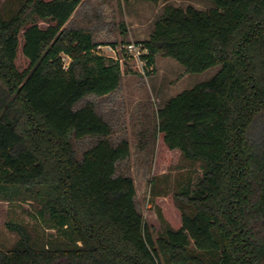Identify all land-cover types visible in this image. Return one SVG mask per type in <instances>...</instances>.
Returning <instances> with one entry per match:
<instances>
[{"label": "trees", "instance_id": "16d2710c", "mask_svg": "<svg viewBox=\"0 0 264 264\" xmlns=\"http://www.w3.org/2000/svg\"><path fill=\"white\" fill-rule=\"evenodd\" d=\"M209 1V11L165 5L143 43L149 66L158 55L192 74L222 66L157 113L166 147L205 167L176 195L195 214L157 239L134 180L116 177L129 143L112 145L94 104L75 109L122 81L90 31L64 28L82 0H24L9 18L0 8V201L29 203L42 228L12 211L5 227L18 240L0 264H212L200 252L264 264V0ZM86 137L103 139L78 160L72 140Z\"/></svg>", "mask_w": 264, "mask_h": 264}, {"label": "rangeland", "instance_id": "374dc122", "mask_svg": "<svg viewBox=\"0 0 264 264\" xmlns=\"http://www.w3.org/2000/svg\"><path fill=\"white\" fill-rule=\"evenodd\" d=\"M24 0H1L4 17L9 18ZM165 5L187 8L194 6L209 11L214 5L209 0H161L158 3L145 0H82L66 30L84 29L92 33L98 44L96 52L112 58L120 64L122 81L118 90L106 96L91 94L79 102L75 109L94 104L97 113L112 127L107 139L113 146L127 141L130 155L117 163L116 177L132 178L136 186L135 203L138 211L152 228L155 239L169 230H178L185 216H193L195 210L186 207L176 195L186 187L194 188L203 176L205 167L200 162L187 160L180 150H170L157 131L158 111L167 101L184 91L216 76L218 65L203 73H187L185 67L164 55H158L152 65L147 60L127 54L125 47L131 43L142 44L149 40ZM42 28L48 22L40 23ZM66 65L71 60L63 55ZM18 68L23 71L29 65L20 45ZM102 137L73 139L78 160L93 148ZM12 211L37 227L39 222L27 202L9 204L0 201V249L8 251L18 240L17 234L5 227ZM47 234H55L47 230ZM191 250H195L194 244ZM200 254L214 264L219 258Z\"/></svg>", "mask_w": 264, "mask_h": 264}, {"label": "built area", "instance_id": "2783aa9c", "mask_svg": "<svg viewBox=\"0 0 264 264\" xmlns=\"http://www.w3.org/2000/svg\"><path fill=\"white\" fill-rule=\"evenodd\" d=\"M125 50L128 55L137 59H142L145 55L149 54V50L142 44L131 43L125 47ZM65 66L68 68V65L65 64Z\"/></svg>", "mask_w": 264, "mask_h": 264}]
</instances>
